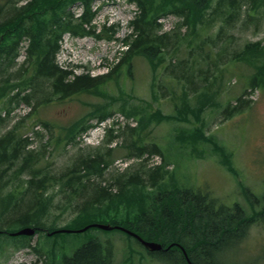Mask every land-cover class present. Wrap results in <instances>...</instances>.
I'll use <instances>...</instances> for the list:
<instances>
[{
	"label": "trees",
	"instance_id": "trees-1",
	"mask_svg": "<svg viewBox=\"0 0 264 264\" xmlns=\"http://www.w3.org/2000/svg\"><path fill=\"white\" fill-rule=\"evenodd\" d=\"M94 1L96 0H24V4L0 19V62L11 64L18 54L20 41L26 39L29 43L25 49V63L32 64L36 77L50 80L46 87V90H49L48 96L38 103L67 99L80 92L99 91V86L111 79L112 72L116 71L119 76V70L126 67L127 74H130L129 59L136 53L144 54L153 67L158 66L162 61V52L169 47L166 45L168 33L158 34L162 28L158 19L168 15L179 19L178 29H187L190 32L192 42L189 41L186 47L194 65H198L201 59L216 69L224 59L229 64V69L233 64L246 65L252 69V73L244 94L247 90L264 89V41L246 42L238 49H225L224 54H221L222 49H219L221 55L216 61L210 59V50L204 51L205 46L211 48L212 44H216L220 36L206 37V34L200 32L221 17L224 26H233L238 15V0H128L139 10L130 22L135 39L131 43L124 40L126 51L122 58H118L113 70L105 75L91 77L87 74L74 75L71 71L60 69L55 64L58 42L65 33L72 36L93 34L94 27L91 22L96 13L90 8ZM248 2L254 9L264 7V0ZM76 3L82 5L79 17H74L69 12V7ZM200 37L203 41H199ZM173 38L175 41L172 40V48L176 50L181 43L177 36ZM199 72L195 76L191 72L193 80H188L187 72L181 71L178 77H184L185 85L182 95L172 99L173 113L158 116L160 112H157V118H146L142 115L143 121L139 128L144 129L151 122L163 120L192 122L198 125L202 123L205 107L220 112L223 119H228L246 108V101L239 97L233 104L227 102L223 106L217 99L221 87H215L214 82L210 81L211 75L208 77L205 72ZM194 78L199 84L194 82ZM177 82L178 85L179 80ZM1 86L0 96H4L6 91H11L10 87H16L17 84L6 80ZM151 87L153 91V86ZM30 98L33 97L27 94L22 100L27 103ZM120 111L129 117L123 109ZM111 114L107 109L97 107L89 116L95 117L96 122H101ZM91 119L81 118L73 123L64 135L65 144H70L76 134L84 133L93 127L94 124L89 123ZM115 125L106 128L104 143L111 144L119 138L120 134H114ZM127 130L130 131L127 137L135 135V127ZM197 131L201 139L206 138L201 128L197 127L194 131L178 137L177 141L181 145H197ZM61 141L62 139L58 138L55 146ZM30 144L28 139L21 136L17 138L11 131L0 137V251H3L4 246H11L14 250L31 248L39 253L30 244L34 235L47 238L66 236L65 233L53 232L58 229L77 230L92 223H103L122 226L136 232L145 240L160 242L163 247L173 242L179 243L185 248L191 264H236L227 259L231 249L245 238L252 224L264 225V187L261 201L247 197L251 208V214H248L247 210L238 204L232 207L219 205L207 192L206 194L201 190L180 189L172 181L166 183L168 172L165 168L169 165L162 160L161 164L148 169L144 164L147 159H144L141 172L123 173L113 177L116 186L113 193L109 184L105 187L100 181H96L109 166L110 147L106 154H101L98 150L79 154L65 170L53 174L43 166L46 154L42 150L28 148ZM124 145L127 158L139 159L144 155L162 154L158 145L142 142L140 134ZM51 188H57V192L76 202L68 203L74 208L72 212L75 217L62 228H58L54 222L46 224L53 197L48 196ZM255 206H258L257 210L254 209ZM116 209L122 211L110 216ZM22 227L35 229V234L30 237L8 235ZM90 230L92 229L89 228L84 233ZM212 247L214 251L208 254ZM149 254L161 264H187L175 246L166 251ZM46 264L117 263L114 262L110 249L103 251L98 238L91 237L72 254H62L60 260L53 258Z\"/></svg>",
	"mask_w": 264,
	"mask_h": 264
},
{
	"label": "rangeland",
	"instance_id": "rangeland-1",
	"mask_svg": "<svg viewBox=\"0 0 264 264\" xmlns=\"http://www.w3.org/2000/svg\"><path fill=\"white\" fill-rule=\"evenodd\" d=\"M100 1L91 6V11L97 14L96 24H92L95 38L88 35L72 37L64 34L59 41L55 63L60 69L90 76L109 73L118 58H122L125 53L127 45L124 40L131 43L135 39L129 23L135 17L136 6L127 2L128 0ZM248 1L238 0V15L233 26H224L221 17L200 32L206 34V37L220 36L218 42L212 44V49L204 47L205 52L211 51L209 56L212 61L224 54L225 49H238L246 42L264 41V7L254 9ZM23 2L24 0H0V19L6 14H11L12 10L20 7ZM78 8L72 6L69 12L78 17L81 13ZM102 20L106 22L105 25H101ZM178 21L175 16L168 15L160 22L162 30L158 34L168 33L166 45L169 47L162 52V61L158 66L153 67L144 54L136 53L129 59L130 74H127L126 67H123L119 70V76L116 71L112 72L111 79L101 84L99 91L80 92L73 97L45 104L38 102L48 96L49 90H46V87L50 80L36 77L32 64L25 63V49L29 42L22 39L13 62H0V88L6 80L17 84L16 87H10L11 91H6L4 96H0V137L11 131L17 138L21 136L28 139L31 142L28 148L42 150L46 154L43 166L53 174L65 170L79 154L97 150L106 154L110 147L109 166L96 181H100L105 187L109 184L113 193L116 189L113 177L123 173L141 172L144 159H147L144 164L148 169L161 164L163 160L169 165L165 168L168 172L166 183L172 181L180 189L207 192L219 205L232 207L238 204L251 214L247 197L261 201L264 187V89H253L244 94L252 73V69L246 65L233 64L229 69L226 59L217 69L203 59L198 65H194L186 47L189 41L192 42L190 32L187 29H178ZM174 36H177L181 43L176 50L172 48ZM202 39L200 37L199 41H203ZM219 49H222L221 54ZM76 63H83L82 67H77ZM183 70L189 75L188 80H193L192 74L195 76L199 71L205 72L208 77L211 75L210 81L214 82L215 87H221L220 95L217 96L218 102L223 106L227 102L233 104L239 97L246 101V108L228 119H223L220 112L205 107L202 123L198 125L192 122L163 120L151 122L144 129L139 128L143 121L142 115L146 118H157V112H160L158 116L173 113L172 99L182 95L185 85L184 77H178ZM194 82L199 84L195 78ZM27 94L33 98L26 103L22 97ZM97 107L124 118L113 127L114 134L120 136L111 144L104 143L105 137L100 138L101 126L96 123L95 117L89 116ZM121 109L129 117L124 116ZM81 118H93L89 123L94 126L84 133L76 134L70 144H65L66 131ZM127 127H135L133 137L126 136L130 132ZM197 127L201 128L206 137L201 139L197 131V145H181L177 141L178 137L194 131ZM139 134L142 142L158 145L161 156L127 158L124 144ZM58 138L62 141L55 146ZM43 145L45 147H42ZM25 178L26 175L23 176V179ZM50 195L53 197L46 224L54 222L58 228L67 226L75 217L73 207L68 203L76 204L75 200L67 199L66 195L57 192V188L49 189L48 196ZM254 204L259 205L256 202ZM254 209L257 210L258 206ZM121 211L122 209H116L110 216ZM91 237L98 238L103 251L110 249L117 264H161L126 234L118 230L98 229L50 238L34 235L30 244L39 253L31 248L14 250L11 246H4L3 251H0V264L50 263L53 258L60 260L62 254H72ZM231 250L227 259L236 264H264V225L252 224L245 238Z\"/></svg>",
	"mask_w": 264,
	"mask_h": 264
},
{
	"label": "water",
	"instance_id": "water-1",
	"mask_svg": "<svg viewBox=\"0 0 264 264\" xmlns=\"http://www.w3.org/2000/svg\"><path fill=\"white\" fill-rule=\"evenodd\" d=\"M90 227H95L97 229H100V230H105V231H109L111 229H118V230H121V231H124L126 233H128L129 235L135 237L145 248L146 250L150 251V252H154V251H158L161 249V245L158 244V243H155V242H148V241H144L143 239H141L138 235H136L135 233H132L128 230H125L124 228L120 227V226H109V225H104V224H91V225H88L82 229H79L77 231H69V230H58L56 231L55 233H64V232H67V233H70V232H78V233H81V232H84L85 230H87L88 228ZM34 229L30 228V227H25V228H21L19 229L18 231L14 232V233H11L10 235L12 236H31L34 234ZM188 263H189V260L186 256V254L184 253Z\"/></svg>",
	"mask_w": 264,
	"mask_h": 264
},
{
	"label": "bare ground",
	"instance_id": "bare-ground-1",
	"mask_svg": "<svg viewBox=\"0 0 264 264\" xmlns=\"http://www.w3.org/2000/svg\"><path fill=\"white\" fill-rule=\"evenodd\" d=\"M213 251H214V250H213V247H212V249H210V250L208 251V254H211Z\"/></svg>",
	"mask_w": 264,
	"mask_h": 264
}]
</instances>
